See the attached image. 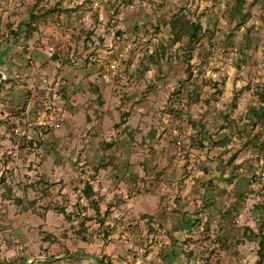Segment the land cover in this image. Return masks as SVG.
Here are the masks:
<instances>
[{
    "label": "rangeland",
    "instance_id": "1",
    "mask_svg": "<svg viewBox=\"0 0 264 264\" xmlns=\"http://www.w3.org/2000/svg\"><path fill=\"white\" fill-rule=\"evenodd\" d=\"M4 54L0 264H256L264 0H0Z\"/></svg>",
    "mask_w": 264,
    "mask_h": 264
},
{
    "label": "trees",
    "instance_id": "2",
    "mask_svg": "<svg viewBox=\"0 0 264 264\" xmlns=\"http://www.w3.org/2000/svg\"><path fill=\"white\" fill-rule=\"evenodd\" d=\"M171 27H172V33L174 35V40L176 41L179 40L181 38V34H187L188 37H190V39L196 40L199 38V31L202 28V25L194 21H187L182 16L177 15V18L172 20ZM6 56L7 55L5 54L2 55V61H0V63H2L3 60H5ZM248 112H249L248 118H254V121L257 122L258 117H262V118L264 117V106L251 107V109H249ZM85 191L87 192V195L90 196L91 192L93 191L91 185L88 184L85 187ZM191 226L192 224H189L187 228ZM261 243H262V246L264 247V237L261 239ZM261 248L259 250L260 257L257 260L256 264H262L264 261V250L263 248L262 249ZM175 258H176V253L174 252V250H172L171 252L166 253L164 255L163 261L172 263L174 262ZM102 260L103 262L108 264V262L105 261L104 258H102ZM159 264H163V263L161 262Z\"/></svg>",
    "mask_w": 264,
    "mask_h": 264
},
{
    "label": "water",
    "instance_id": "3",
    "mask_svg": "<svg viewBox=\"0 0 264 264\" xmlns=\"http://www.w3.org/2000/svg\"><path fill=\"white\" fill-rule=\"evenodd\" d=\"M74 256L89 257L95 260L97 264H106L105 262H103L102 258L97 253L90 252V251H75V252L64 253L61 255H47V256L37 255L33 257L32 259H30L28 261V264H33L36 260H39V259L56 260L59 258H68V257H74Z\"/></svg>",
    "mask_w": 264,
    "mask_h": 264
},
{
    "label": "crops",
    "instance_id": "4",
    "mask_svg": "<svg viewBox=\"0 0 264 264\" xmlns=\"http://www.w3.org/2000/svg\"><path fill=\"white\" fill-rule=\"evenodd\" d=\"M74 251H88V250H70V252H74ZM68 253V251H63V252H58V253H55V255H61V254H64V253ZM81 258L77 259H66V260H60L58 261L59 259H56V260H53L54 263H50V260H47L48 263L50 264H92V263H95L96 264V261L93 260L92 258H89V257H84V256H79ZM74 258V257H72ZM62 259V258H61ZM38 261L39 260H36L33 264H38ZM52 261V260H51Z\"/></svg>",
    "mask_w": 264,
    "mask_h": 264
},
{
    "label": "built area",
    "instance_id": "5",
    "mask_svg": "<svg viewBox=\"0 0 264 264\" xmlns=\"http://www.w3.org/2000/svg\"><path fill=\"white\" fill-rule=\"evenodd\" d=\"M112 66L114 67L115 65L114 64H112ZM1 73H2V76H1V78H0V81L3 79V78H5L6 77V74L3 72V71H0Z\"/></svg>",
    "mask_w": 264,
    "mask_h": 264
}]
</instances>
